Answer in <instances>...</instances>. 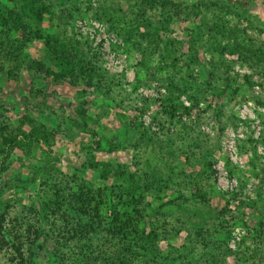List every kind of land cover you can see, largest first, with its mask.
Segmentation results:
<instances>
[{
	"label": "rangeland",
	"instance_id": "374dc122",
	"mask_svg": "<svg viewBox=\"0 0 264 264\" xmlns=\"http://www.w3.org/2000/svg\"><path fill=\"white\" fill-rule=\"evenodd\" d=\"M169 1L43 0L42 27L84 49L100 89L35 70L43 39L0 24V264L18 245L24 264L102 247L72 194L123 171L151 183L150 264H264V0Z\"/></svg>",
	"mask_w": 264,
	"mask_h": 264
},
{
	"label": "trees",
	"instance_id": "16d2710c",
	"mask_svg": "<svg viewBox=\"0 0 264 264\" xmlns=\"http://www.w3.org/2000/svg\"><path fill=\"white\" fill-rule=\"evenodd\" d=\"M11 5L5 4L0 0V24L13 29H23L31 33V37L42 38L46 47L43 59H32L35 70L46 72L59 79H69L74 82H82L88 87L96 89L101 88L100 75L104 72L96 71L94 62L87 57L86 52L79 45L69 41L65 37H61L55 31L45 30L42 27L44 15L48 11V6L43 0H6ZM169 0H159L161 4ZM170 2V1H169ZM24 42V41H22ZM57 78H55L57 80ZM8 143L13 142L11 138H6ZM102 168V174L105 175L106 166ZM117 171H122L118 167ZM126 177L121 184L110 189V192L94 190L88 185L78 186L73 191L72 201L75 203V210L78 211L76 218L81 220L82 215L88 214L90 217V226L94 225L95 219H98L97 228L104 232L105 243L102 247H96L90 250L85 249L80 252L77 259L72 260L71 264L82 260L92 261L96 256L103 254L104 264H134L135 261L140 264L151 263L152 254L156 251V245L153 242L152 232L144 231V218L140 220L137 210V204L142 201L144 193L151 187V183H143L134 174L124 172ZM147 175V173H145ZM150 176L145 179L149 180ZM144 179V180H145ZM159 179V178H158ZM106 195L108 208L106 211V221L99 216V206H97V198ZM101 201V200H100ZM95 202L93 206L90 204ZM88 207V208H87ZM94 210V214H90L88 209ZM139 211V212H138ZM81 223V222H80ZM82 231L79 228H72V235L82 237ZM39 236V233H35ZM135 237V239H131ZM148 244V245H147ZM17 254L18 264L26 263V257L20 245L14 248ZM97 249V250H96ZM157 253V252H155ZM149 254V255H148ZM156 255V254H155ZM144 259V260H143ZM16 260V261H17Z\"/></svg>",
	"mask_w": 264,
	"mask_h": 264
}]
</instances>
